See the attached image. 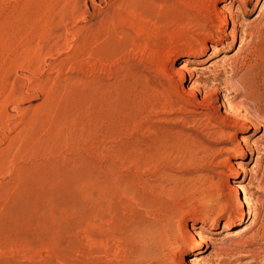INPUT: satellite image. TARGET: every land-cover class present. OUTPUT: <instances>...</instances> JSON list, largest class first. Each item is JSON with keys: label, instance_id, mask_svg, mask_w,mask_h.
Returning <instances> with one entry per match:
<instances>
[{"label": "rangeland", "instance_id": "1", "mask_svg": "<svg viewBox=\"0 0 264 264\" xmlns=\"http://www.w3.org/2000/svg\"><path fill=\"white\" fill-rule=\"evenodd\" d=\"M242 40L264 0H0V264L248 262L264 101L234 145L207 127L236 122Z\"/></svg>", "mask_w": 264, "mask_h": 264}, {"label": "bare ground", "instance_id": "2", "mask_svg": "<svg viewBox=\"0 0 264 264\" xmlns=\"http://www.w3.org/2000/svg\"><path fill=\"white\" fill-rule=\"evenodd\" d=\"M230 19L233 21L234 17L231 15ZM208 28L210 29V32H212L211 28L208 25L201 26L202 31L210 33ZM218 32L222 33L221 31H218ZM218 32H217V35H219ZM236 38H237V35H236ZM214 42H215V44H214L215 47H218L219 44L222 43V41H220V40L219 41L215 40ZM244 43H245V40H242V43H241L242 45L238 51V54L235 56V58H233L230 61V63H229V61L224 62V67H226V69L230 70V75H228V76H230L231 79L238 76V74L240 72H242V71L244 72V74L238 80V84H239L238 90L240 92L237 93V96H239V97H240V95H243L242 102L240 101L241 103H239V104H232V102L229 99V96L226 95V96H224L223 103H222V107H224L226 109L228 114H230L231 117H233L232 119H234V121H236V122L234 123L233 127H231V126L229 127L225 123H221V124L219 123L218 125H215L212 123L207 124V127H209V128L211 127V129L214 130V132H213L214 136L223 138L222 144H225V145H234V143H235V135L233 133L231 135L229 134L231 128H235L239 125L245 126V124L247 122L253 121V119H254L253 117H255V115L252 114V112H251L252 109H256L257 113H259L260 111L258 110V108L260 106H262V102L264 101L263 100L264 99V47H263L264 42L260 41V42L256 43L255 47H258V48L262 47L261 49L257 50L258 54L254 55L253 52H255V51H252L251 53H248L246 56L241 57V55L245 51V47L246 46L248 47L249 45L251 46L250 42H249V44H244ZM227 73H229V72H227ZM185 79H187L186 75H185ZM230 87H232V86H230ZM213 89H212V91H213ZM215 91L214 92L217 93L218 90H215ZM207 92H209V90ZM220 92H218L219 95H221ZM230 92L233 93L234 91L232 92V89H231ZM230 92H228V93L230 94ZM211 95L212 94L210 93V96ZM235 95H236V93H235ZM207 97H206V99H207ZM217 99H219V98H217ZM217 99L215 100V102H217ZM237 99H239V98H237ZM207 110L213 111L214 108L213 109L208 108ZM243 112H245V115H242ZM204 115H206L209 118V120L214 119L213 117H211L212 115L210 116L208 113H204ZM255 125H257V127L262 126L261 123H259V124L256 123ZM245 198H246V200H248L246 203H243L242 200L238 197L235 198L237 203H242V205H244V206L246 205L248 207V211L244 212V218L240 222L239 225L241 226V225L245 224V222L247 220L246 216H248L249 220L251 218H254V224L255 225L260 223V227L258 228L257 231H255V233H253V235L250 237V239L247 242L240 244V246L237 250V252H238L237 254L240 255L239 260H245V259L249 260L245 264H264V220L258 222L259 214L257 213V210L255 209V207L252 203L254 201L255 195L254 196L253 195L248 196V194H246ZM163 238H166V237H164V235H163ZM203 243L206 244V241L203 238H198L196 240L195 245H194V250H195V248H197L199 250L203 249L204 248ZM221 253H222V251H221ZM196 261H199L200 263H195V264H201V261H203V260L194 257L192 260V263L196 262ZM169 264H173V262H169Z\"/></svg>", "mask_w": 264, "mask_h": 264}]
</instances>
